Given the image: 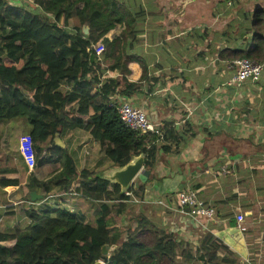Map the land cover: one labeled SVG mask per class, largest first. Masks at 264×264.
I'll use <instances>...</instances> for the list:
<instances>
[{"label": "crops", "instance_id": "1", "mask_svg": "<svg viewBox=\"0 0 264 264\" xmlns=\"http://www.w3.org/2000/svg\"><path fill=\"white\" fill-rule=\"evenodd\" d=\"M117 1L129 10L131 25L124 30L125 24H116L106 38L124 40L121 52L129 57L133 75L128 80L139 89L114 94L111 103L125 96L163 126L165 138L156 142V160L143 191L130 192L124 212L112 214L115 225L134 228L144 216L183 235L187 254L179 252V261L185 264H199L201 255L210 258L206 264H264V68L254 82L228 85L236 70L232 61L239 59L233 57L235 51L264 63V0ZM138 62L146 69L141 80L135 79L142 74ZM101 75L120 77L106 66ZM71 84L62 82V90ZM29 130L23 117L0 120V179L17 180L0 187V233L26 229L32 222L29 213L46 207L65 206L94 225L100 201L62 195L80 177L67 190L60 192L58 185L48 190L58 181L53 176L61 169V158L34 149L32 157V151L30 155L21 147ZM58 133L77 172L103 175L116 167L103 146L82 129ZM188 187L215 209L206 224L205 219L196 224L176 209V192ZM33 190L42 198L32 200ZM47 195L51 197L45 200ZM238 214L244 216V229L238 226Z\"/></svg>", "mask_w": 264, "mask_h": 264}, {"label": "trees", "instance_id": "2", "mask_svg": "<svg viewBox=\"0 0 264 264\" xmlns=\"http://www.w3.org/2000/svg\"><path fill=\"white\" fill-rule=\"evenodd\" d=\"M23 2L0 0V120L23 117L30 126L26 135L31 151L44 150L61 158V169L53 176L58 181L50 183L48 190L55 185L60 192L67 190L80 177L75 190L100 204L94 225L65 207L31 211L32 222L26 229L0 233V242L12 241L0 244V264H95L98 260L103 264H185L179 261V252L187 254L183 235L158 227L144 216L136 219L134 228L116 226L112 214H122L130 196L116 183L85 169L77 172L65 149L52 140L55 132L79 128L103 146L114 165L123 166L142 153L144 167L153 168L157 135L127 127L111 103L114 94L130 95L139 89L128 80L133 75L129 57L121 52L124 40L106 38L116 24H125L124 30L130 27L129 10L117 0H38L35 9ZM97 42L104 47L100 54L92 47ZM244 56L249 55L235 51L233 57ZM138 63L142 74L135 79L141 80L146 69ZM102 66L112 74L118 71L120 77H102ZM62 82H72L71 88L62 90ZM98 96L102 102L95 101ZM30 181L36 184L32 175ZM148 181L136 180L127 192L143 191ZM15 184L17 180L0 179V187ZM105 199L112 203L102 202ZM104 246H108L106 254ZM198 260L206 264L210 258L201 255Z\"/></svg>", "mask_w": 264, "mask_h": 264}, {"label": "built area", "instance_id": "3", "mask_svg": "<svg viewBox=\"0 0 264 264\" xmlns=\"http://www.w3.org/2000/svg\"><path fill=\"white\" fill-rule=\"evenodd\" d=\"M92 47L96 54H100L104 50L101 42L93 44ZM232 64L236 67V70L233 77L229 80L228 85L234 86H238L247 80L252 82L256 81L264 68L263 62H258L246 57L232 61ZM116 106L121 120L127 127L141 133L155 134L157 135V141H162L164 139L165 130L161 124L155 123L149 119L143 109L133 106L125 96H121V99L117 102ZM189 112L191 111L189 110ZM26 139L28 144L23 146V141H25L23 138L21 140V147L25 148V150H29L31 155V143L29 137ZM221 171L223 173L226 172V167L223 166ZM126 194L129 195L130 192H126ZM62 195L77 196L82 194L80 191H76L75 188H71L68 189V191L63 192ZM49 197H51V195H47L44 199L46 200ZM176 200V209L178 213L196 221V224H202V219H205L206 224V221H210L216 214L214 207L202 202L195 189L191 187L177 191ZM236 219L239 228L244 229L241 226L244 221V216L238 214L236 215Z\"/></svg>", "mask_w": 264, "mask_h": 264}, {"label": "water", "instance_id": "4", "mask_svg": "<svg viewBox=\"0 0 264 264\" xmlns=\"http://www.w3.org/2000/svg\"><path fill=\"white\" fill-rule=\"evenodd\" d=\"M84 33H87L88 28L83 27ZM53 142L56 146L63 147L64 143L59 138V133L55 132L53 137ZM145 157L144 154H139L132 157L125 165L116 166L107 169L103 175H96L101 179H105L111 183H116L120 186L121 192H127L133 183V181L138 178L145 180L149 172L148 169L144 167ZM30 198L32 200L42 198L41 194L36 193L35 190L30 192ZM114 245L111 246L113 248ZM108 251V246L102 248V253L106 254ZM95 264H103V261L98 260Z\"/></svg>", "mask_w": 264, "mask_h": 264}, {"label": "rangeland", "instance_id": "5", "mask_svg": "<svg viewBox=\"0 0 264 264\" xmlns=\"http://www.w3.org/2000/svg\"><path fill=\"white\" fill-rule=\"evenodd\" d=\"M13 1V0H12ZM14 1H19V0H14ZM25 7L29 8V9H35L38 6V0H23ZM28 144L27 139L25 138V141L23 142V146H26ZM58 203H61L62 201H60L59 199L57 200ZM60 206H62V204H60ZM65 207V206H62ZM67 208V207H65ZM68 209V208H67ZM71 211V210H70ZM79 219V218H78ZM80 220V219H79Z\"/></svg>", "mask_w": 264, "mask_h": 264}]
</instances>
